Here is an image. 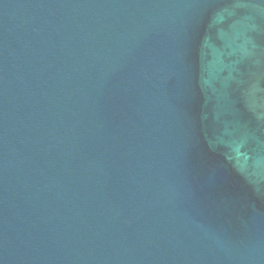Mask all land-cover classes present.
Wrapping results in <instances>:
<instances>
[{
  "label": "water",
  "instance_id": "obj_1",
  "mask_svg": "<svg viewBox=\"0 0 264 264\" xmlns=\"http://www.w3.org/2000/svg\"><path fill=\"white\" fill-rule=\"evenodd\" d=\"M0 264H264V0H0Z\"/></svg>",
  "mask_w": 264,
  "mask_h": 264
}]
</instances>
